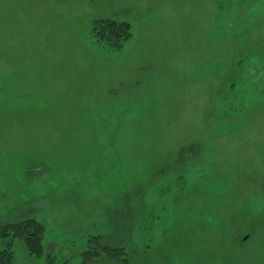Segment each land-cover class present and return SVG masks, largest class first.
I'll use <instances>...</instances> for the list:
<instances>
[{"label":"rangeland","instance_id":"rangeland-1","mask_svg":"<svg viewBox=\"0 0 264 264\" xmlns=\"http://www.w3.org/2000/svg\"><path fill=\"white\" fill-rule=\"evenodd\" d=\"M29 218L13 264H264V0H0V226Z\"/></svg>","mask_w":264,"mask_h":264},{"label":"trees","instance_id":"trees-1","mask_svg":"<svg viewBox=\"0 0 264 264\" xmlns=\"http://www.w3.org/2000/svg\"><path fill=\"white\" fill-rule=\"evenodd\" d=\"M93 41L106 46L111 51L123 48L132 37L131 24L125 20L113 18L94 19L90 30ZM45 226L35 218L0 226V240L4 247L0 249V264H13L15 259V240L19 239L28 252L35 256H41L44 252L43 238ZM127 253L125 247L118 245H102L100 249H87L84 255V264L94 260L103 254L112 261H120L115 264H129V258H123ZM46 264H57L52 255H48ZM64 264H69L65 262Z\"/></svg>","mask_w":264,"mask_h":264}]
</instances>
